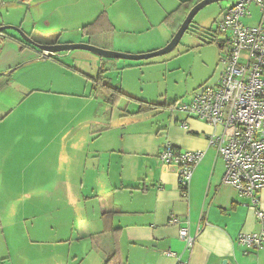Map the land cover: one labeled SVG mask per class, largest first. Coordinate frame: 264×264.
Instances as JSON below:
<instances>
[{
	"label": "crops",
	"instance_id": "0c3cea01",
	"mask_svg": "<svg viewBox=\"0 0 264 264\" xmlns=\"http://www.w3.org/2000/svg\"><path fill=\"white\" fill-rule=\"evenodd\" d=\"M1 1L3 4L4 0ZM22 1L26 4L16 2L20 8L9 13L7 21L2 20L0 25L18 26L39 44L88 42L82 28L104 12L105 19L92 31L94 44L110 43L113 50L129 53L161 46L148 43L154 46L148 49L140 47L138 42L129 43L131 36L136 38L137 33L154 26L145 3L142 5L140 0ZM178 5L169 11L160 5L156 14L161 16L162 24L163 13L173 12ZM252 8L257 9L251 5V12ZM258 20L259 13L250 24ZM140 26L144 30H136ZM171 36L170 32L168 40ZM25 43L18 34L7 30L6 36L0 38V165L3 160L12 169L9 173L14 172L11 181L15 190L22 191L20 198L14 199L19 198V205L16 201L2 211L6 213L5 219L0 211V221L4 223L1 225L3 231L8 229L5 236L9 238L3 245L6 249L0 264H104L115 241L123 264H264V246L246 252L235 242L241 232L260 230L255 210H264V188L256 193L258 203L253 206L249 197L222 182L224 162L208 143V136L214 130L212 126L183 112L170 111V106L152 108L147 112L156 110L157 114H152V118L140 116L135 124L125 125L121 128L124 130L121 139L115 136V143L107 147L105 142L103 150L100 139L103 133L108 134L114 128L109 126L110 118L100 119L101 113L97 110L105 102L104 95L101 99L94 95L91 83L77 73L87 74L80 64L86 63V59L92 61L96 73L104 67L105 82L110 84L107 73L114 70L120 73L138 63L105 60L89 51L86 56L84 50H78L79 55L74 59L69 51L36 60L39 50ZM67 56L71 64L65 62ZM10 69L13 71L6 73ZM88 85L90 93H86ZM194 91L186 99L177 97L158 104L168 106L176 99L188 101ZM163 108L168 114L160 111ZM46 134L53 136L52 140L60 136L64 143L60 150L64 152L58 153L62 158L60 170L42 166L45 170L42 177H46L42 181L36 178V172L42 169L38 161L41 163L46 158L47 163V151H51L52 159L58 152L48 149L50 142L39 141ZM117 140L121 141L120 146H116ZM166 143L181 151H204L185 195L179 188L175 168L163 166L158 160V153ZM102 152L105 160L108 159L104 167L110 168L112 160L121 164L118 172L121 174L116 179L112 177V181L110 169L100 175ZM131 156L135 161H130ZM55 182L60 186L56 191L47 185ZM36 183L45 189L40 196L25 190L27 184ZM91 183L100 186L97 191L93 187L91 196H86L84 184ZM89 198L96 201L89 213L95 225L86 231L85 227L82 235L79 233L76 237L75 229L79 223L84 224L83 212ZM59 199L63 203L55 205ZM72 203L75 209L71 210ZM27 206H31L30 212ZM40 212L49 215L50 220L35 223ZM55 213L70 216L57 218ZM172 215L178 218L175 224L169 222ZM53 217L57 219L55 222ZM105 218H110L111 227L117 230L114 236L105 228ZM181 227H187L196 236L190 250L179 237ZM40 231H44L43 236ZM33 236L43 238L38 240Z\"/></svg>",
	"mask_w": 264,
	"mask_h": 264
},
{
	"label": "rangeland",
	"instance_id": "374dc122",
	"mask_svg": "<svg viewBox=\"0 0 264 264\" xmlns=\"http://www.w3.org/2000/svg\"><path fill=\"white\" fill-rule=\"evenodd\" d=\"M18 1L20 0H4V3L0 5V24L2 23V20L7 21L8 19L7 15L9 13H12L18 8H20L18 3H16ZM140 1L142 5L145 3V10L147 14L153 19L152 23L154 24V26L153 28L151 27V29L148 31L145 30L143 33H137L136 38L131 36L132 40H130L129 43L131 44V41L135 43L138 42L140 47L148 48V49H152V47H154L152 45L148 46V43L149 44L157 43L161 45L153 50H149V51L144 50L145 52H141V53H147L162 48L169 41L168 36L170 35L171 30L169 29V27L165 22L162 24L161 16H159L158 13L156 14V11L159 10L160 5H162L163 9L169 11L170 8H173L175 5L176 6L178 5L177 2H179L180 5V3L184 0H179V1L178 0H140ZM232 2L233 0H220L217 2L210 3L205 7H203L202 9H200L197 12V14L194 16L190 24L191 26L185 31L179 43L176 45V47H174L170 52L149 59L135 61L136 63H138V65H136L135 67L125 68L120 73L119 71L116 70L111 72L108 71L110 73H107L106 77H107V81L110 82L109 85L118 88L123 93V95L120 96V98L115 103V105L109 104L104 96L105 102L97 110V112L99 111V113H101L100 119L103 118V120L105 119L108 120L110 118L109 126L110 128H114V129H110L111 131H108L110 132L108 134L103 133V137L100 139V143H102L103 145V150L105 148V142H107L106 145L107 147L115 143V139H113L115 138V136H117V139H121L122 135L120 134H122V132L124 131L121 130L122 127H124L125 125L135 124L134 122L137 119H139L140 116L145 117V115H148L147 118L149 117L152 118V116L157 114L156 110L154 112L151 111L147 112L148 110L140 111L139 109L140 106L143 104L142 102L156 104L164 100L175 99L177 97H178L177 99L180 100L186 99L189 97V93L192 92L193 89H195L196 91L201 86L214 85L218 81L220 74L223 70V64L221 63V58L225 54V50L227 46H225L224 44L225 36L217 33V20L222 15L223 10L229 7ZM25 8H27V5L25 6ZM168 11H165V13H163L165 15L164 19L170 14V12L169 14H167ZM252 14L253 15L251 18L248 19L243 17L242 21L245 24L252 23V20L258 17V9L252 8ZM29 19L30 17H28L27 22L29 21ZM138 29L144 30L142 26L136 28V30ZM7 31L11 34H18L17 32L10 29H8ZM211 35H216L215 42H210V38H212ZM137 36H141V37L137 38ZM219 44L222 45V48L219 47ZM131 46L132 45L128 44V48H131ZM111 50L113 49L111 48ZM83 52H84L83 54L89 56L88 51L84 50ZM70 53L72 54L73 59L75 57H78L77 55H79L78 50H73ZM124 53H129V52H124ZM131 54H138V53H131ZM69 58L70 57L67 56L65 58V62L71 64V60ZM119 60L120 62L123 63L132 62L130 60H124V59H119ZM75 61L77 64L78 60ZM82 65H84V71L87 74H83L82 72L79 71L77 73L82 75L87 81H89L91 83V87H93L92 79H94L97 74L95 68L93 67V62L92 61L89 62V60L86 59V63L80 64V66ZM93 89H94L93 91L94 95L99 96L101 99L104 95L103 92H101L98 88H93ZM90 91L91 89L88 85V88L86 89V93H90ZM124 91L125 92L127 91L129 94L125 93ZM177 99L176 101H178ZM160 111L164 113L166 112V114H168L165 108L161 109ZM105 114L106 117H104ZM96 116L94 117L96 118ZM77 121L78 119L75 122ZM129 127L131 128V126ZM108 135L110 137H108ZM52 137L53 136L46 134V135H41L38 139L39 141L46 140V142H50V148H48L49 150L52 149L58 150V152H55V155H57L56 158L52 159L50 155L51 151H47L48 164L45 161L46 158L43 159L41 163L40 161H38L37 164H41L40 168H42V166L44 165V167L47 168L48 170L58 171L61 169V165H62L61 164L62 158L61 156L58 157L59 156L58 153L64 152L60 150L61 149L60 147H62V144L64 143H62L63 140L60 138V136H55L53 140ZM77 138L78 137L76 136L75 139ZM120 143L121 141L117 140L116 146L117 145L120 146ZM105 156L106 155L105 154L103 155L102 152V157L99 159V164L101 163V166L100 168L98 166V169L100 170V175L101 172L105 174V171H108V169H110V180L112 181V177L116 179L121 174L118 173L121 164L119 162L114 163V161L112 160L110 168L104 167L103 163H105L106 165L108 160L107 158L105 160ZM134 159L135 158L131 156L130 161L132 160L131 162H133ZM9 170L12 171V169L9 168L7 164H3V160H1V165H0V174L2 173V176H0V211L1 212L4 209L8 208L9 206H13L17 201V199L16 200L14 199L17 197L20 198L22 192V191L20 192L19 191L20 189L18 188H16L17 191L15 190V186L13 184L14 182L11 181V179L14 178L13 177L14 172L9 173L10 172ZM36 174H37L36 178L39 180L46 178V177H42L45 174V170L43 168L39 169L36 172ZM47 185H50L52 187L51 189H54V191L60 189V186L59 184H57V182L47 183ZM97 186L100 185L93 183L86 185L84 184L83 192H86L85 193L86 196H91L90 193L91 191H93V187H96V191H97ZM51 189H49L48 187V191ZM79 189L81 190L80 187ZM25 190L27 193L32 192V194L34 193L40 196L41 194H43L42 190L45 189L41 187V184L36 183L29 185L27 184ZM75 191L77 192V190ZM61 193L62 191L59 193V196ZM19 198L18 201L16 202L17 205H19L20 202ZM94 202H96L95 199L89 198L87 208L83 212L84 224L79 223V225H77V228L75 229V232L77 231V233L74 234V236L75 235L76 237L79 236V233L80 235H82V231H84L85 227H86L85 229L86 231L89 230V228L91 229V227L95 225L93 216L91 217V214H89L91 210L90 207L93 206ZM57 203L58 205H60L63 203V200L59 199V201L57 202L55 201V205H57ZM73 208L74 207L72 203L71 210ZM30 209H32L31 206L26 207L27 212H30L31 211ZM57 212H61V211H57ZM54 216L57 218L63 217L67 219L70 216V214H68L67 216V214L61 215L59 213H55ZM1 217L5 219L6 213L2 212ZM28 217H29V213H28ZM78 217L82 219L79 215ZM35 219H36L35 223L40 224V222L49 221L50 216L40 212L35 217ZM52 220L55 222L57 219L53 217ZM26 222L29 223L30 218H27ZM1 224L4 225V223L0 221V257L5 255L6 247L4 249L3 245H5V243H7L9 240V238L5 236L8 233V229L6 228V230L3 231V226ZM34 232L35 231L32 232V235L34 234ZM43 232L44 231H40V234L42 236H43ZM55 233L64 234L62 231H58V232L55 231ZM42 236L39 237L33 236V237H36V239L39 238L38 240H40L43 238ZM22 240H23V236H22ZM37 245L39 246V244Z\"/></svg>",
	"mask_w": 264,
	"mask_h": 264
},
{
	"label": "built area",
	"instance_id": "2783aa9c",
	"mask_svg": "<svg viewBox=\"0 0 264 264\" xmlns=\"http://www.w3.org/2000/svg\"><path fill=\"white\" fill-rule=\"evenodd\" d=\"M251 5L257 7L259 20L245 24L242 18L252 17ZM217 32L225 36L227 46L218 81L199 87L188 101L176 102L170 111L183 112L212 126L208 143L224 162L222 182L249 197L256 206V193L264 188V0H233L217 20ZM5 36L0 32V38ZM203 156L202 150L181 151L166 143L158 160L163 166L175 168L185 195ZM255 216L261 223L260 230L241 232L235 241L246 252L264 246V210L256 209ZM169 222L175 224L178 218L172 215ZM178 234L190 250L196 236L187 227H181Z\"/></svg>",
	"mask_w": 264,
	"mask_h": 264
},
{
	"label": "water",
	"instance_id": "95a60500",
	"mask_svg": "<svg viewBox=\"0 0 264 264\" xmlns=\"http://www.w3.org/2000/svg\"><path fill=\"white\" fill-rule=\"evenodd\" d=\"M217 1H220V0H200L199 2H197L188 11L187 15L182 20L179 28L173 34V36L167 42V44L160 49L147 52V53H138V54L124 53V52H119V51H115L111 49H104V48L95 46L88 42L39 44L35 42L32 38H30L20 27L11 25V24L0 25V32H3L6 34V30L8 29L13 30L18 33V35L23 41H25L28 44L34 45L40 52V56H38L36 60H43V59L51 58L54 55H57L58 53H61V52H69L73 50H86L101 58L138 61V60L149 59V58H152L158 55H163V54L170 52L179 43L181 37L183 36L185 31L188 29L189 25L191 24L197 12L203 7H205L206 5L213 3V2H217ZM18 2L26 4L22 0ZM12 71L13 69H10L6 73H10Z\"/></svg>",
	"mask_w": 264,
	"mask_h": 264
},
{
	"label": "trees",
	"instance_id": "16d2710c",
	"mask_svg": "<svg viewBox=\"0 0 264 264\" xmlns=\"http://www.w3.org/2000/svg\"><path fill=\"white\" fill-rule=\"evenodd\" d=\"M200 0H184L180 3V5L177 7V9L173 12H171L165 19L164 22L167 24V26L169 27V29L171 30V34L173 36V34L177 31V29L179 28L182 20L185 18V16L187 15L188 11L192 8V6L199 2ZM2 4V1L0 0V5ZM106 15L104 12H102L95 21H93L92 23L84 26L82 28V33L83 35L88 37V43H91L95 46L104 48V49H111V45L110 43L107 45H96L94 44V42H92V31L93 29L96 28V26H98L97 24H99L100 20L105 19ZM191 25H189L190 27ZM188 27V28H189ZM218 33V32H217ZM212 38H210V42H215L216 41V35H211ZM26 44V43H25ZM219 47L222 48V45L219 44ZM105 60H116V59H112V58H103ZM105 69L104 67H100L97 75L95 76L94 79H92L93 81V88H98L101 92H103L106 101L111 104V105H115V103L118 101V99L120 98L121 95H123V93L118 89L115 88L113 86H110L107 82H105ZM177 101L173 102L172 104H169L168 106H165L164 104H153V103H146V102H142L143 104L140 106V111H146V110H150L152 108H158V107H171L173 106ZM109 213H107L106 215H108ZM105 215V214H103ZM105 228L107 230L110 231V233L115 234V232L117 231L116 229H113L111 227L110 224V218H105ZM104 264H123L121 258H120V253L118 251V247H117V241H115L114 246H113V251L109 254L106 255V259Z\"/></svg>",
	"mask_w": 264,
	"mask_h": 264
},
{
	"label": "flooded vegetation",
	"instance_id": "af4514ba",
	"mask_svg": "<svg viewBox=\"0 0 264 264\" xmlns=\"http://www.w3.org/2000/svg\"><path fill=\"white\" fill-rule=\"evenodd\" d=\"M59 54V53H58Z\"/></svg>",
	"mask_w": 264,
	"mask_h": 264
}]
</instances>
